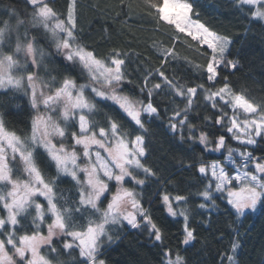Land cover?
Masks as SVG:
<instances>
[{
    "label": "snow or ice",
    "instance_id": "snow-or-ice-1",
    "mask_svg": "<svg viewBox=\"0 0 264 264\" xmlns=\"http://www.w3.org/2000/svg\"><path fill=\"white\" fill-rule=\"evenodd\" d=\"M54 3H0V264H108L106 250L132 231H146L159 249L154 264H189L144 206L152 184L161 185L167 216L183 221L185 252L197 239L195 215L209 227L222 212L242 221L264 211V96L236 91L222 75L243 66L230 35L200 22L190 0H119L113 19L128 36L151 23L168 43L149 37V55L131 41L101 53L78 27V0H68L66 14ZM231 5L242 39L256 28L264 39V0ZM111 26L105 21L104 31ZM179 34L202 64L177 51ZM10 118L23 127H10ZM158 124L202 187L180 194L171 176L147 165ZM241 226L230 229L216 264H241Z\"/></svg>",
    "mask_w": 264,
    "mask_h": 264
},
{
    "label": "trees",
    "instance_id": "trees-1",
    "mask_svg": "<svg viewBox=\"0 0 264 264\" xmlns=\"http://www.w3.org/2000/svg\"><path fill=\"white\" fill-rule=\"evenodd\" d=\"M190 2L193 4L194 12L199 14L200 22L211 30L230 35L234 39L233 57L238 51L243 50L245 53L244 59L241 61L243 66L240 70H232L234 74L224 70L222 75L228 77L234 90L242 91L257 98L264 96V39L259 34L260 29H254V32L247 39H242L243 22L239 21L233 14L231 0H190ZM0 3H11L23 7V0H0ZM67 3L68 0H55L53 7L66 14ZM134 3L141 4V0H134ZM118 4L119 0H78V27L84 29L86 43L91 47L96 48L101 53H107L112 48L127 50V45L131 41L137 51L143 55H149L148 44L145 43V41L150 43L149 37L162 39L168 43L167 35L154 33L152 31L154 25L151 23L133 26L134 36H128L127 30L122 29L120 22L113 19L119 12ZM93 5L97 7H93ZM97 8L104 10L103 15L98 13ZM137 11H140V8H137ZM195 18L193 16V19ZM105 21L112 25L107 32L104 31ZM168 31V27L165 26L163 32L167 33ZM171 31L174 32L175 29L172 28ZM179 35L180 40L176 44L177 51L194 63L202 64L203 59L197 55L195 48L188 47L183 34ZM192 44L195 45V42ZM152 62L157 63L154 59ZM136 68L135 63L129 65L128 70L133 76L136 75ZM186 70H188L186 66L177 69V77H184ZM171 74L170 70L169 75ZM79 82L84 81L81 79ZM188 82L190 86L193 83L192 80ZM162 99L166 100L167 98H156L157 102ZM198 102L202 105V97ZM10 119L12 120L10 127H23V124L16 123L17 118ZM153 130L155 135L152 139L150 155L146 161L147 165L159 167L165 177L171 176L177 182L180 194H185L188 190L195 191L197 187H202L203 184L199 182V174L195 170L188 171L180 166L184 153L171 143L164 126L158 124L153 126ZM160 189L161 185L152 184L145 190L144 206L151 210L154 220L164 227L165 243L170 244L174 250L179 246L181 254L188 257L189 264H216L218 255L229 247L230 229L241 225V223L240 231L246 235H244L243 248L238 259L241 264H259L260 250L264 248V211L258 210L257 213L242 218V221L222 212L220 215L212 216V223L209 227L200 223L203 217L195 215L192 227L196 229L197 239L194 246L185 252L184 246L180 244L183 238V221L181 219L177 222V218L167 216L166 210L162 206V200L158 195ZM221 207L223 209V205ZM234 220H236L235 225H233ZM222 233L224 234L223 239L220 238ZM158 251L159 249H154L149 245L146 231L143 235L132 231L121 243L108 248L105 252V258L108 264H154Z\"/></svg>",
    "mask_w": 264,
    "mask_h": 264
},
{
    "label": "rangeland",
    "instance_id": "rangeland-1",
    "mask_svg": "<svg viewBox=\"0 0 264 264\" xmlns=\"http://www.w3.org/2000/svg\"><path fill=\"white\" fill-rule=\"evenodd\" d=\"M0 214H3V213H0Z\"/></svg>",
    "mask_w": 264,
    "mask_h": 264
}]
</instances>
